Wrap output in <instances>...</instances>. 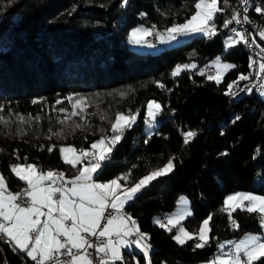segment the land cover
Instances as JSON below:
<instances>
[{
  "label": "trees",
  "instance_id": "1",
  "mask_svg": "<svg viewBox=\"0 0 264 264\" xmlns=\"http://www.w3.org/2000/svg\"><path fill=\"white\" fill-rule=\"evenodd\" d=\"M113 1L0 0V19L16 2L0 25V105L4 106L0 114L10 121L8 125L0 124V173L9 188L17 190L24 182L11 174L9 165L24 163L25 156L27 163L42 169L73 172L60 159L61 144L88 146L100 135V127L109 126L108 121L100 119L101 114L111 119L117 111L139 109L136 124L125 132L110 160L104 162L100 179L129 169L136 179L169 156L178 157L175 171L153 181L126 205L125 211L150 237L151 264H200L218 252L217 241L240 237L247 230H262L256 214L238 209L233 217L240 228L233 230L227 214L219 211L228 192L246 189L264 194V98L258 94L260 89L237 96L224 94L228 82L240 73H249L247 47L243 43L227 50L224 47L227 29L222 24L230 18L237 0H219V6L227 10L216 15L218 35L211 39L191 36L155 52L132 48L125 37L129 28L145 22L165 29L173 20L183 21L193 10L194 0ZM254 7L255 0H250L247 15L264 27V15L257 14ZM231 27L237 29L238 24L228 29ZM256 39L264 46L258 34ZM217 54L237 65L220 85L207 80L206 72L205 76L198 74ZM178 63H194L196 68L172 77L171 71ZM157 81L165 87L160 88ZM120 91L127 95L121 97ZM75 93L91 101L87 109L91 111L87 117L90 127L74 134L70 131L64 140L48 139V130L57 131V117L64 115L54 107L70 111L64 98ZM58 98L64 103L56 105ZM150 98L156 99L163 111L157 117L152 138L145 144L147 134L142 126ZM33 100L40 102L34 104ZM16 114L26 119L29 114L39 115L41 120L20 123ZM236 116L240 119L233 123ZM73 119L79 121V117ZM189 130L197 135L185 145L182 133ZM53 144L57 150L49 153L46 148ZM225 152L227 155H221ZM17 153L20 161L16 160ZM180 193L190 200L193 215L182 221L190 231L213 214L210 235L216 239L204 248H195V241L177 244L172 239L175 229L168 232L152 221L154 214L173 209ZM0 250L6 264H35L26 257L22 259L23 254L2 240ZM133 251L144 263L143 253ZM116 264H134V260L124 257ZM258 264H264V260Z\"/></svg>",
  "mask_w": 264,
  "mask_h": 264
},
{
  "label": "snow or ice",
  "instance_id": "2",
  "mask_svg": "<svg viewBox=\"0 0 264 264\" xmlns=\"http://www.w3.org/2000/svg\"><path fill=\"white\" fill-rule=\"evenodd\" d=\"M239 2L243 12L232 8L230 18L223 21V28L228 29L233 23L238 25L251 23L247 15L250 0ZM192 8L183 22L173 20L163 31H158L156 25L134 28L130 32V42L137 45L145 44L146 38L152 35L161 43L178 41L179 37L200 35L211 39L218 35L216 15L227 10L219 6V0H194ZM254 11L264 15V3L256 4ZM230 31L232 34L224 41L226 50L240 43L248 47L256 44L255 39L249 41L245 31L234 27ZM257 34L264 40V27H261ZM261 53H264V48H261L257 55ZM256 65L257 61L250 57L248 67L251 69ZM210 67L214 72L207 74V80L220 85L224 82L226 73L235 69L237 65L223 62L218 56ZM195 68L194 63H178L171 71V76L177 77L182 72ZM198 74L206 75L204 70H200ZM261 74H264V63H259L256 73L257 78L264 79ZM251 78L252 73H240L235 80L227 83L224 94L237 96L244 91L251 93L252 88L248 85L240 87L241 81H250ZM156 83L160 88L165 87L159 81ZM118 95L125 97L127 93L120 91ZM260 95L264 96V84L260 85ZM64 100H67L71 110L69 111L67 107L58 109L54 107L55 111L64 114L63 118L57 117V122L62 127L55 132L49 129L48 139L53 137L59 140L66 139L65 127L74 134L77 130L83 131L90 126L87 119L90 115L87 109L91 107L89 98L75 93L67 95ZM64 100L58 98L55 104L61 105ZM39 102L33 100L34 104ZM146 107L145 124L151 129L163 108L154 99L148 100ZM3 111L4 106L0 105V113ZM139 115V109L117 111L111 119L106 114H101L100 119L108 121L109 127L98 129L99 138L92 140L88 146L61 144L58 147L60 159L74 171L75 175L66 176L65 172L51 168L44 170L35 163H27L26 156L23 157L24 163L10 164L11 174L24 182L25 187L13 193L9 190L6 177L0 173V240L10 245L14 251L23 254L22 259L26 257L35 264H116V261L124 259L121 250L133 244L143 253L146 264H151L152 245L148 243L150 237L140 230L137 220L125 211V207L153 181L172 174L179 158L169 156L162 165L152 168L136 179L133 178L132 169L112 178L100 179L104 162L110 160L116 145L121 142L125 132L136 124ZM75 117H79V121L73 119ZM239 119L240 117L236 116L233 123ZM16 120L20 123H28L29 120L39 122L41 117L39 115L32 117L29 114L26 119L25 116L16 114ZM9 122V119L0 114V124L8 125ZM152 135L153 133L149 131L145 144ZM182 135L183 142L187 145L196 137L197 132L189 130ZM84 139L87 140L88 137ZM40 147L44 150V146ZM46 150L51 153L57 150V145L47 146ZM20 159L17 153L16 160ZM135 167L136 165H133V169ZM178 203L182 206L180 210L166 218H154V223L168 232L176 229L172 239L179 245L195 241L194 247L197 249L208 246L216 239L210 235L213 214L202 219L197 228L190 231L182 224L184 219L193 215L186 207L189 202L185 197H180ZM238 209L256 214L260 228L264 229V195L235 191L224 197L219 211L227 214L229 226L233 230L240 228L238 221L233 217V213ZM132 237L136 238L131 239ZM226 247L228 251H225ZM88 249H94L95 259ZM217 249L218 252L207 261V264H258L264 260V233H245L238 241H217ZM62 256L67 259L61 260ZM136 264H139V261H136Z\"/></svg>",
  "mask_w": 264,
  "mask_h": 264
},
{
  "label": "rangeland",
  "instance_id": "3",
  "mask_svg": "<svg viewBox=\"0 0 264 264\" xmlns=\"http://www.w3.org/2000/svg\"><path fill=\"white\" fill-rule=\"evenodd\" d=\"M16 3V2H15ZM14 3V4H15ZM14 4H11L10 5V7H12V6H14ZM9 7V8H10ZM8 8V9H9ZM181 22H183V21H181ZM260 25V24H259ZM139 26H143V27H151L152 25H149V24H147V23H145V22H138V23H136L135 25H133V26H131L130 28H129V30H128V32H127V34H126V38H127V42H128V44L132 47V48H134V49H136V50H143V51H151V52H155V51H158V50H160L161 48H163V47H165V46H170V45H173V44H176V43H178V42H181V41H184V40H186L187 38H189V37H179L178 38V41H171V42H168V43H161L159 40H158V38L156 37V40L154 41V42H147V43H145V44H139V45H137V44H133V43H131L130 42V32L134 29V28H136V27H139ZM261 26V25H260ZM262 27V26H261ZM238 30H242V29H240V28H237ZM260 29V28H259ZM258 29V30H259ZM158 31H163L164 29H157ZM227 36H228V34H226L225 36H224V41L226 40V38H227ZM149 45H152V46H149ZM224 47H225V43H224ZM262 47H264V46H262ZM221 57V55L220 54H217V55H215L211 60H209V63H208V66H210L211 64H212V62L215 60V58L216 57ZM222 58V60H223V62H227V63H232L230 60H228V59H226V58H223V57H221ZM200 70H204L207 74H211V73H213L214 72V69H212L211 71H207V66L205 67V68H201ZM263 84H264V82H263ZM258 94L260 95V91H258ZM261 96V95H260ZM262 98H264V96H261ZM152 99H154V98H150L149 100H152ZM154 100H156V99H154ZM157 101V100H156ZM158 102V101H157ZM146 105H147V103H146ZM90 108V107H89ZM88 112V111H87ZM91 113V111H89V114ZM146 116H147V107H145V116H144V122H143V126H142V129H143V131L146 133V134H148V132L149 131H153L154 130V128L157 126V124H158V120H157V118H156V122H155V124H154V126L151 128V129H149V127H148V125H146L145 124V119H146ZM158 117V116H157ZM89 118V117H88ZM62 126L58 123V126H57V130H59L60 128H61ZM90 127V126H89ZM109 126H107V127H105V128H108ZM70 132V129H68L67 127H65V135L67 134V133H69ZM97 138H99V136H97L95 139H97ZM64 145H68V144H64ZM163 164V163H162ZM162 164H160V165H162ZM159 166V165H158ZM155 167H157V166H155ZM152 168H154V167H152ZM152 168H149V169H147L145 172H143L142 174H140L137 178H139L140 176H142V175H144V174H146V172L147 171H149V170H151ZM123 173H125V172H119L118 174L119 175H121V174H123ZM9 190L10 191H12V192H14L12 189H10L9 188ZM235 191H242V192H253V191H244V190H234V191H231V192H228L227 194H229V193H232V192H235ZM254 194H257V195H264V194H261V193H257V192H253ZM226 194V195H227ZM225 195V196H226ZM180 197H185L187 200H188V205L186 206L188 209H190V211H191V208H190V200H189V198L184 194V193H180L179 195H178V198H177V202H176V205H175V207L173 208V209H171V210H169V211H166V212H164V213H162V214H160V213H156V214H154L153 216H152V221L154 222V218H158V217H164V218H166V217H168V216H170V215H172V214H174V213H176L178 210H180L181 209V205H179V199H180ZM129 214V213H128ZM132 216V215H131ZM135 220H136V218L134 217V216H132ZM206 218V217H205ZM204 219V218H203ZM182 224H183V222H182ZM183 226L186 228V226L183 224ZM142 232H145V233H147V231H145V230H143V229H140ZM189 230V229H188ZM263 231H264V229H263ZM175 232H176V229H175ZM175 232H174V235H175ZM251 232H253V231H251V230H247V231H244L243 232V234H245V233H251ZM148 234V233H147ZM242 234V235H243ZM253 234H256L255 232L253 233ZM241 235V236H242ZM235 236V235H234ZM244 236V235H243ZM242 236V237H243ZM233 237V236H232ZM230 238V239H227V238H224V239H222L220 242H223V241H227V240H232V241H238L239 239H238V237L237 236H235L236 238ZM136 238V237H135ZM134 238V239H135ZM148 243H150L149 242V240H148ZM151 244V243H150ZM152 245V244H151ZM227 248V247H226ZM225 248V249H226ZM124 249H126V250H122V255H123V257H126V259L127 260H129V259H131V258H133V260H134V264H136V261H139L138 260V258L136 257V253L133 251L134 249H138V250H140L139 248H137L134 244L133 245H131L130 247H128V248H124ZM141 251V250H140ZM226 251V250H225ZM216 254V253H215ZM213 257V256H212ZM212 257H210V258H212ZM209 258V259H210ZM5 259V258H4ZM209 259H205V260H201L200 261V264H207V261L209 260ZM139 264H146V261H145V259H144V263H140L139 262ZM162 264H169V263H167V262H163Z\"/></svg>",
  "mask_w": 264,
  "mask_h": 264
},
{
  "label": "built area",
  "instance_id": "4",
  "mask_svg": "<svg viewBox=\"0 0 264 264\" xmlns=\"http://www.w3.org/2000/svg\"><path fill=\"white\" fill-rule=\"evenodd\" d=\"M257 4L256 0H255V5ZM236 8L239 9L241 12H243V7L241 6L239 0H237L236 3ZM251 23H242L238 25V28L242 29L243 31H245V33L248 35L249 41L251 42V40L255 39L256 44L251 45V47H249L251 49V54H252V59L257 61V65L256 67L252 68V78L250 79V81H241L240 82V87L243 88L245 85H248V87H251L252 89L258 90L259 86L261 84H263L264 79H259L257 78L256 73L258 72V65L259 63H264V53H261L260 55H257V53H259L261 51L262 47V43L257 41L256 39V35L258 33V29L261 28V26L259 25V23L256 21V18L251 17L249 18ZM230 29H227V34L229 35ZM147 42H154L156 40V36L152 35V36H148L147 38ZM258 45V46H257ZM212 68L210 66L207 65V71H211ZM262 76H264V74H261ZM242 93V92H240ZM235 237V236H233ZM133 239L135 237H132ZM95 239V238H93ZM226 251H228V248H226ZM89 253H92L93 258H96V254L94 252V249H88ZM61 260H65L67 259V257H60Z\"/></svg>",
  "mask_w": 264,
  "mask_h": 264
},
{
  "label": "crops",
  "instance_id": "5",
  "mask_svg": "<svg viewBox=\"0 0 264 264\" xmlns=\"http://www.w3.org/2000/svg\"><path fill=\"white\" fill-rule=\"evenodd\" d=\"M157 29V28H156ZM44 170H47V169H44ZM58 171H62V170H58ZM66 174V176H72V175H75V173H74V171L73 172H67V173H65ZM119 174L117 173V174H115L114 176H111L110 178H112V177H115V176H118ZM103 180H105V179H103ZM23 187H25V185H23L22 187H20V188H18L17 190H13L14 192L13 193H15V192H19ZM240 190H244V191H249V190H246V189H240ZM253 193V192H252ZM254 194V193H253ZM256 233V234H260V233H264V231H263V229L262 230H260V231H253V232H251V233ZM244 235V234H243ZM242 235V236H243ZM242 236H240V237H238V239H240V238H242ZM131 239H133V238H131ZM128 248V247H127ZM122 250H126V249H122ZM121 250V251H122ZM138 250V249H137ZM226 250V249H225Z\"/></svg>",
  "mask_w": 264,
  "mask_h": 264
},
{
  "label": "water",
  "instance_id": "6",
  "mask_svg": "<svg viewBox=\"0 0 264 264\" xmlns=\"http://www.w3.org/2000/svg\"><path fill=\"white\" fill-rule=\"evenodd\" d=\"M80 1V0H79ZM116 1H118V0H114L113 2H112V4H114ZM111 4V5H112ZM104 9H106V8H104ZM10 10V8L8 9V11ZM8 11L2 16V18L0 19V25H1V23L4 21V19L6 18V16H7V13H8ZM4 262H5V259H4V255H3V253L1 252V250H0V264H4Z\"/></svg>",
  "mask_w": 264,
  "mask_h": 264
},
{
  "label": "bare ground",
  "instance_id": "7",
  "mask_svg": "<svg viewBox=\"0 0 264 264\" xmlns=\"http://www.w3.org/2000/svg\"><path fill=\"white\" fill-rule=\"evenodd\" d=\"M259 2V1H258ZM253 6V5H252ZM256 6V5H255ZM249 7V6H248ZM231 28H233V27H231ZM230 28V29H231ZM232 33L231 32H229V35H231ZM246 46V45H245ZM247 47V49H248V51H249V56L252 58V54H251V49L248 47V46H246ZM249 73H252V68L250 69L249 68ZM260 89V86H259V88H258V90ZM260 91V90H259ZM240 94V93H239ZM238 94V95H239Z\"/></svg>",
  "mask_w": 264,
  "mask_h": 264
}]
</instances>
